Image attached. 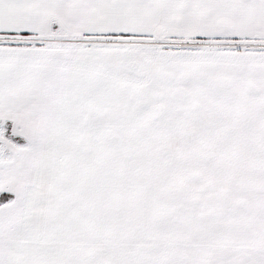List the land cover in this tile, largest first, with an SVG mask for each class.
I'll list each match as a JSON object with an SVG mask.
<instances>
[{"label":"snow or ice","instance_id":"1","mask_svg":"<svg viewBox=\"0 0 264 264\" xmlns=\"http://www.w3.org/2000/svg\"><path fill=\"white\" fill-rule=\"evenodd\" d=\"M0 264H264V0H0Z\"/></svg>","mask_w":264,"mask_h":264}]
</instances>
